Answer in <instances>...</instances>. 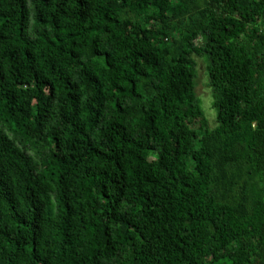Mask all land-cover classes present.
I'll use <instances>...</instances> for the list:
<instances>
[{
	"label": "trees",
	"instance_id": "trees-1",
	"mask_svg": "<svg viewBox=\"0 0 264 264\" xmlns=\"http://www.w3.org/2000/svg\"><path fill=\"white\" fill-rule=\"evenodd\" d=\"M263 16L0 0V264H264Z\"/></svg>",
	"mask_w": 264,
	"mask_h": 264
},
{
	"label": "rangeland",
	"instance_id": "rangeland-1",
	"mask_svg": "<svg viewBox=\"0 0 264 264\" xmlns=\"http://www.w3.org/2000/svg\"><path fill=\"white\" fill-rule=\"evenodd\" d=\"M197 85H196V93L201 98L202 102L201 107L204 110L206 116H208V120L210 121L213 116L212 108L210 107V92L206 85V79L203 73V64L200 60L197 59Z\"/></svg>",
	"mask_w": 264,
	"mask_h": 264
},
{
	"label": "built area",
	"instance_id": "built-area-1",
	"mask_svg": "<svg viewBox=\"0 0 264 264\" xmlns=\"http://www.w3.org/2000/svg\"><path fill=\"white\" fill-rule=\"evenodd\" d=\"M260 31L264 34V16L262 18V24L260 26Z\"/></svg>",
	"mask_w": 264,
	"mask_h": 264
}]
</instances>
